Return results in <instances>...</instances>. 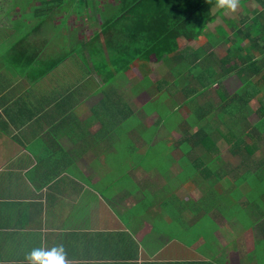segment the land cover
<instances>
[{"label": "crops", "instance_id": "crops-1", "mask_svg": "<svg viewBox=\"0 0 264 264\" xmlns=\"http://www.w3.org/2000/svg\"><path fill=\"white\" fill-rule=\"evenodd\" d=\"M29 12L28 5L0 0V264H31L33 249L61 245L65 264H264V195L233 201L181 187L162 194L158 186L144 187L159 181L153 171L110 178L111 163L122 159L109 157L111 134L116 137L125 120H118L113 132L104 125V88L98 84L32 77L42 67L36 65L46 56V45L31 65L32 51L15 44V27L30 23ZM33 35L28 41L38 48L45 37ZM117 87L112 89L122 97ZM196 152L203 153H188ZM175 168L176 179L181 168L173 162L161 181ZM237 174L229 176L231 187ZM223 185L221 178L217 186ZM234 202L238 209L248 204L246 222L228 212Z\"/></svg>", "mask_w": 264, "mask_h": 264}, {"label": "trees", "instance_id": "trees-1", "mask_svg": "<svg viewBox=\"0 0 264 264\" xmlns=\"http://www.w3.org/2000/svg\"><path fill=\"white\" fill-rule=\"evenodd\" d=\"M246 1L242 0V4ZM252 1L255 6L251 10L245 7L241 18L225 20L228 31L218 26L214 33H208L207 23L223 10L218 8L212 15L217 0H13L15 6L30 7L26 14L30 23L23 21L15 27V44L32 51L31 65L38 61L37 50L44 44L46 53L53 49V53L39 59L36 67H42L32 73L37 82L51 75L64 83L77 81L104 88L105 100H101L100 109H105L102 115L106 117V127L108 122L111 127H118V120L130 115L126 117L130 109L112 89L126 83L131 84L133 94H146L144 113L154 111L159 118L153 121L154 126L164 122L166 109L169 115L179 113L180 119L170 131L179 136L170 137L172 147L166 148L171 164L176 162L181 168L176 179L212 185L223 178V188L216 189L226 195L238 189L240 176L243 180L255 178V186H264V0ZM86 11L95 18L89 22L94 29L87 40L78 39L77 28L69 27L67 17L73 14L78 19ZM55 19L61 23L56 32L51 24ZM39 33L45 38L38 41L37 48L27 37ZM180 38L199 46L185 44L180 48ZM64 56L74 57L72 70L59 69ZM151 59L166 69L155 82L149 77L153 73ZM133 69L140 73L136 81L126 78ZM231 75H235L239 85L229 92L223 82ZM253 102L257 103L254 109ZM252 115L254 121L248 119ZM221 147L229 153L227 158L219 155ZM172 149L181 153L172 154ZM191 149L203 153H188ZM230 167L242 173L235 175L233 187L229 185V176L234 173ZM190 173L191 177L199 176L187 180L184 176ZM141 192L146 194L143 189ZM263 195L264 188L260 197ZM254 205L263 209L261 202ZM247 207L244 203L245 211ZM243 209L238 211L245 212Z\"/></svg>", "mask_w": 264, "mask_h": 264}, {"label": "rangeland", "instance_id": "rangeland-1", "mask_svg": "<svg viewBox=\"0 0 264 264\" xmlns=\"http://www.w3.org/2000/svg\"><path fill=\"white\" fill-rule=\"evenodd\" d=\"M111 2L112 0H107V3H111ZM254 6L255 5H253V2L251 0L246 1L244 5L242 4V0H239L238 7L234 11H230L226 7H222L223 10L221 12V15L214 16L215 17L214 20L211 21L210 23H207V29L205 31L208 30L214 33L215 28L218 26H221L225 28V30L228 31L227 26L225 25V20L232 19L236 21L237 18H241V15H244L243 9L245 7L247 9H250ZM218 8H221V7H218L216 5L212 9L211 11L212 15L216 12ZM86 13L84 12L83 15L78 17V19H74L75 17L73 16V14H70L67 17L69 27L77 28L76 37L78 39L84 38L87 40V36L90 34V31L93 29L91 28V25L89 24V22L92 21V18L94 16H89L88 11H86ZM75 20H77V22H75ZM52 24H53L52 26L53 29L61 25V23L58 22L56 19L52 22ZM65 26H67V23L65 24ZM185 44H188L192 46L193 48H197V46H199L194 41H190L186 39L183 40L181 38L178 40V45L180 46V48ZM64 46H66V44H64ZM224 47L226 48V45ZM213 51L216 52L217 50L216 51L213 50ZM47 53H53V49H48ZM58 55L59 54H57V56ZM51 60L52 59H50V61ZM74 61H75L74 57L64 56L62 58L61 64L59 65L60 67L59 69H62L64 71L69 70V68L74 66ZM150 67L153 71V73L149 75L152 82L159 80L160 79L159 77L162 74H165L164 72L166 69L165 67L161 65L160 62H155L153 59H151ZM135 77H138L140 79L136 70H133V72L131 71V73H127V76H126V78L130 81H136ZM223 85H224L223 87L228 89V91L230 92L236 86L239 85V82L237 78L235 77V75H231L230 78H228L227 80L223 82ZM129 87L131 88V84L126 83L120 86L119 88V90L121 91L120 93L122 94V98L127 103L130 109V112L125 115L126 117L128 116V114L130 115L125 119V122L124 121L121 122V126L119 129V131L120 130L121 131L118 132L120 135L114 134L117 136L113 138V135L111 134L110 143H114V147L112 146L113 148L110 150L109 157L114 158L116 155H118L122 159L116 158V161L117 160L120 161L119 164H115V161H113L114 165H112V163L110 162L111 168H112L110 178L120 177L121 172L133 173V170H135L138 173V175H149L153 171L159 174L158 175L160 176V179H158L159 181H156V182L153 181V183L146 184L144 185V187L145 189H147L149 187L154 188L155 186H158L160 187V189L163 190L161 192L162 194L168 193L169 190L173 191L175 188H177V186H179L182 189L187 190L188 192L192 193V191L197 190L202 194L207 193L206 196H213V197L216 196L215 198H221L220 196L224 198L225 196H231L233 201H235V199L239 196H244V197L251 196L252 198L260 197V193L262 192L264 186L263 188L259 187L258 186L259 184L255 186V184H257L258 181H256L255 178H251L250 176L247 177L246 179L244 178V180L242 179L243 177L241 178V176H240V179L239 177H237L238 189H234V190L232 189V191L227 195L219 194L220 190L216 189L218 182L217 183L215 182L214 183L215 187H213L212 185L214 184L204 185L203 183V185L202 184L198 185L194 182V179H191L188 181L186 180L179 181L175 179L174 175L177 172V168H175V171L173 173L171 170V174H169V178L167 180L161 181V177L163 176V174L167 173V169H168L167 166L171 164V161H170L171 159L168 155V150L166 149L167 147L168 148L170 146L172 147V142H171V139L169 138L170 131L173 129L171 128V125L178 123L180 119V115L179 113H172L171 115H169L168 112L170 111L169 109H166V111L164 110L165 113H163L164 118H162V119H165L164 122H161L159 126L157 125L154 126L153 121H155V119H159L157 114L153 111L154 113L151 112L148 115H146L143 110L145 103L148 101L146 94L144 92L133 94L131 92V89H129ZM160 100L162 101L161 98ZM161 101H159V103ZM256 106H257V103L253 102L252 108L254 109ZM163 108L164 107H161V109ZM132 118H134V120ZM248 119L250 121H254L255 116L254 115L249 116ZM140 122L144 125L143 128ZM214 123H216V121ZM107 126H108L107 128L110 131L112 132L117 131L116 130L117 127H114V126L111 127L109 122ZM125 130L127 132L128 131H133V132L126 134L124 132ZM178 136L179 135H175V138H177ZM170 142H171V145H168V143ZM262 148L264 150V146ZM121 154H125V156H122ZM259 155H256V157L257 156L259 157ZM224 156L225 155H223V157ZM238 174L241 175L242 173L238 172ZM184 177H187V176L185 175ZM190 178H191V173H190ZM228 212H231V213L233 212L232 213L233 216L240 219V221L242 222L247 221L246 211L245 212L238 211V208L235 202L233 203L232 209L228 210ZM263 220H261L260 223L263 222Z\"/></svg>", "mask_w": 264, "mask_h": 264}, {"label": "clouds", "instance_id": "clouds-1", "mask_svg": "<svg viewBox=\"0 0 264 264\" xmlns=\"http://www.w3.org/2000/svg\"><path fill=\"white\" fill-rule=\"evenodd\" d=\"M238 2L239 0H217V6L234 11L238 7ZM27 258L31 264H65V252L62 245L47 251L33 249Z\"/></svg>", "mask_w": 264, "mask_h": 264}]
</instances>
